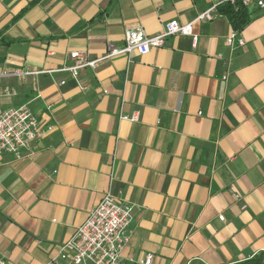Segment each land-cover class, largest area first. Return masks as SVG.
<instances>
[{
  "label": "crops",
  "instance_id": "obj_1",
  "mask_svg": "<svg viewBox=\"0 0 264 264\" xmlns=\"http://www.w3.org/2000/svg\"><path fill=\"white\" fill-rule=\"evenodd\" d=\"M224 2L0 0V71L71 66L73 51L96 61L127 29L154 36L168 21L213 17L193 24L196 46L171 36L76 80L57 72L37 85L0 83V93L17 91L0 98L4 108L27 104L53 127L20 159L0 155V257L50 264L111 192L132 207L125 261L264 264V10L247 6L244 46L229 47ZM134 113L137 122L119 119Z\"/></svg>",
  "mask_w": 264,
  "mask_h": 264
},
{
  "label": "built area",
  "instance_id": "obj_2",
  "mask_svg": "<svg viewBox=\"0 0 264 264\" xmlns=\"http://www.w3.org/2000/svg\"><path fill=\"white\" fill-rule=\"evenodd\" d=\"M234 4H240L247 8L249 4H255L260 10H264V0H225ZM211 10L204 11L190 23L180 24L175 20L163 24L161 31L154 36L146 35L142 29H127L124 32L123 45L112 49L102 59L89 61L82 52H69L67 59L72 61L71 66L50 71H36L28 68L0 71V83L5 80L23 82L27 79L37 85L38 77L42 74L68 72L72 79H77L81 70L90 68L96 70L99 62L113 57H125L127 62L133 54L144 56L154 49L161 48L165 40L171 36H187L192 39V45L196 46L198 35L193 32V24L198 21H211ZM229 47L244 46V41L237 38V33L232 32L226 39ZM65 81H60L63 85ZM81 89H85L84 87ZM105 94L106 91H103ZM17 95L14 88H4L0 98H12ZM46 108L49 110L50 105ZM120 120L137 122L138 113L132 116L119 115ZM53 129L44 125L34 115L27 104L4 108L0 101V155H10L16 159L30 152L34 142L40 140ZM132 207L120 203L111 192H106L102 199L87 214L86 219L76 227L71 236L58 248V253L50 261V264H151L152 257L143 259H128L121 257L123 248L128 243L127 228L132 222ZM223 221V217L219 216ZM0 264H10L5 258L0 257Z\"/></svg>",
  "mask_w": 264,
  "mask_h": 264
},
{
  "label": "trees",
  "instance_id": "obj_3",
  "mask_svg": "<svg viewBox=\"0 0 264 264\" xmlns=\"http://www.w3.org/2000/svg\"><path fill=\"white\" fill-rule=\"evenodd\" d=\"M218 13L226 17L234 32L240 33L249 22V15L247 8L242 6L240 2L231 4L224 2L218 6ZM237 264H258V262L247 261Z\"/></svg>",
  "mask_w": 264,
  "mask_h": 264
}]
</instances>
